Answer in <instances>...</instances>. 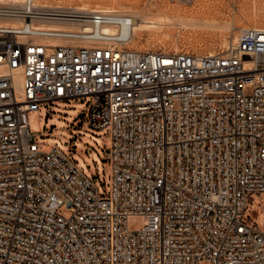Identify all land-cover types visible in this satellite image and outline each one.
Masks as SVG:
<instances>
[{"label": "built area", "instance_id": "2783aa9c", "mask_svg": "<svg viewBox=\"0 0 264 264\" xmlns=\"http://www.w3.org/2000/svg\"><path fill=\"white\" fill-rule=\"evenodd\" d=\"M0 19V264H264L245 219L264 193V27L190 53L131 48L112 10L25 0ZM87 96L110 194L30 129L41 103Z\"/></svg>", "mask_w": 264, "mask_h": 264}, {"label": "rangeland", "instance_id": "374dc122", "mask_svg": "<svg viewBox=\"0 0 264 264\" xmlns=\"http://www.w3.org/2000/svg\"><path fill=\"white\" fill-rule=\"evenodd\" d=\"M52 4L91 8L110 6L132 16L157 18L170 16L159 28L149 27L129 42L140 50L185 51L209 53L222 51L241 28L264 27V0H49ZM38 3V0H37ZM94 96L41 103L38 111L29 114L34 140L43 150L58 146L99 187L110 194L111 166L107 153L112 140L109 128L95 129L88 124ZM85 113L83 117L76 118ZM53 126L51 130V126ZM257 217L246 221L264 229V193H255ZM65 214L69 209H62ZM198 264H211L203 261Z\"/></svg>", "mask_w": 264, "mask_h": 264}, {"label": "bare ground", "instance_id": "6f19581e", "mask_svg": "<svg viewBox=\"0 0 264 264\" xmlns=\"http://www.w3.org/2000/svg\"><path fill=\"white\" fill-rule=\"evenodd\" d=\"M25 0H0V10H5L7 8H13L16 6H20L24 3ZM35 4L37 6H51V7H71V8H78V9H87L89 11L91 10H108V11H116V12H120V13H124L126 14V12H121L118 10H113L112 8H110V6H103V7H96V8H89L88 6L84 5V6H79V7H72V6H65L62 4H52L49 2V0H35ZM128 14V13H127ZM130 15V14H129ZM132 16V15H131ZM133 17V21H134V25L132 27V29H125L123 31L124 34H129V32L132 33V37H131V42L134 41L136 36H141V31L149 28V27H154V28H159L162 26V24L165 23V21L169 20L171 17L170 16H166V15H160L157 18H145L143 16H138V15H134ZM9 21H4L2 19H0V24L2 23H7ZM76 25H74L75 27ZM256 27H262V26H256ZM111 30V29H108ZM130 33V35H131ZM239 33V32H238ZM238 35V34H237ZM237 35H234V38L237 37ZM230 42V41H229ZM229 44V43H228Z\"/></svg>", "mask_w": 264, "mask_h": 264}, {"label": "water", "instance_id": "95a60500", "mask_svg": "<svg viewBox=\"0 0 264 264\" xmlns=\"http://www.w3.org/2000/svg\"><path fill=\"white\" fill-rule=\"evenodd\" d=\"M246 57H249V56L246 55ZM83 116H84V113H81V114H79L76 118H78V117H83ZM53 126H54V125L51 126V130H52ZM256 213H257V211H256Z\"/></svg>", "mask_w": 264, "mask_h": 264}]
</instances>
